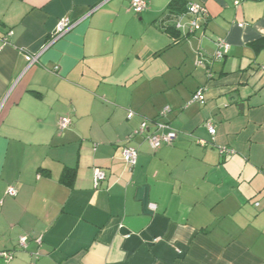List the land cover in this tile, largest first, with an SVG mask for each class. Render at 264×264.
Returning <instances> with one entry per match:
<instances>
[{"label": "crops", "instance_id": "obj_1", "mask_svg": "<svg viewBox=\"0 0 264 264\" xmlns=\"http://www.w3.org/2000/svg\"><path fill=\"white\" fill-rule=\"evenodd\" d=\"M145 1L137 15L131 0H0L8 264H264V0ZM189 3L207 10L204 36L190 33ZM64 17L78 24L50 46ZM219 40L231 50L213 62ZM201 88L205 104L193 103ZM166 107L173 145L128 141ZM125 146L139 151L134 168Z\"/></svg>", "mask_w": 264, "mask_h": 264}, {"label": "built area", "instance_id": "obj_2", "mask_svg": "<svg viewBox=\"0 0 264 264\" xmlns=\"http://www.w3.org/2000/svg\"><path fill=\"white\" fill-rule=\"evenodd\" d=\"M240 2H237L236 5L238 6ZM148 3L145 0H131V9L137 15L142 14L144 11L147 10ZM188 13L191 15L192 20L190 23V33L201 32L202 36H204V29L201 25V19L205 18L207 15V10L205 7L200 6L195 3H189ZM90 14H88L85 19L88 18ZM84 20V19H83ZM78 23L72 22V20L68 17H64L59 20L56 29L51 34V41L50 46L56 43L59 39L65 36L67 33L72 31ZM180 27V25H179ZM218 51L214 54L213 59L221 60L225 58L230 50L231 45L227 43L225 40H219L217 43ZM39 55H25V59L28 64L34 65L39 62ZM197 66H205V60L203 58L198 59ZM193 103H200L205 104V89H199L196 94L192 98ZM171 112L170 107H166L160 115V118L164 119L166 116ZM135 114L130 112L129 118H132ZM70 125V121L68 119H62L59 123L60 129H65ZM206 127L212 137L216 135V129L214 124L210 121L206 124ZM136 136L144 137L145 141L149 144V146L153 150H158L163 146H171L175 142L178 137L177 131L171 128L169 123L164 121H157L153 123V130L150 129L148 122H143L140 127L129 136L128 140L134 139ZM200 145L205 146L206 142L204 140H199L198 142ZM220 155H232L235 152L232 149L222 147L219 149ZM139 158V151L135 147L132 146H125L123 150V159L127 165L131 168H134L137 165ZM107 174L103 169L95 168L94 169V176H93V186L94 189H99L102 183L106 180ZM7 195L10 197H15L17 195V190L14 187L9 188L7 191ZM261 203L256 202L255 207L260 208ZM152 209H155V205H151ZM19 246L22 249H26L28 246V239L27 237H21L19 240ZM16 257V253L12 251H0V262L2 264H8L12 262ZM30 264H36L35 261Z\"/></svg>", "mask_w": 264, "mask_h": 264}, {"label": "water", "instance_id": "obj_3", "mask_svg": "<svg viewBox=\"0 0 264 264\" xmlns=\"http://www.w3.org/2000/svg\"><path fill=\"white\" fill-rule=\"evenodd\" d=\"M238 96L237 95H233L232 97H231V100H234V103H237L238 102ZM244 107H245V104L244 103H240V104H238V108L241 110V111H243L244 110Z\"/></svg>", "mask_w": 264, "mask_h": 264}, {"label": "trees", "instance_id": "obj_4", "mask_svg": "<svg viewBox=\"0 0 264 264\" xmlns=\"http://www.w3.org/2000/svg\"><path fill=\"white\" fill-rule=\"evenodd\" d=\"M187 10H188V7H187ZM175 44H177V43L175 42ZM210 59H211V61L214 62L213 56H211ZM171 111H172V110H171ZM160 115H161V113H160ZM160 115H159V117H158L154 122H157L158 120H159V121H164V122H166V121L164 120L165 118H164V119L160 118ZM167 123H168V122H167ZM136 137H140V136H136ZM134 138H135V137H134ZM177 138H178V137H177ZM132 140H133V139H132ZM176 140H177V139H176ZM176 140H175V141H176ZM128 141H129V140H128ZM130 141H131V140H130ZM174 143H175V142H174ZM174 143H173V144H174ZM69 171H71V170H69ZM69 174H71V172H69ZM93 187H94V186H93ZM255 203H256V202H255ZM255 203H254V206H255ZM256 208H257V207H256Z\"/></svg>", "mask_w": 264, "mask_h": 264}]
</instances>
